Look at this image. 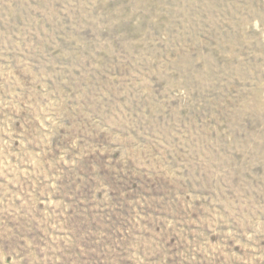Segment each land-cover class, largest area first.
Here are the masks:
<instances>
[{
  "label": "rangeland",
  "instance_id": "1",
  "mask_svg": "<svg viewBox=\"0 0 264 264\" xmlns=\"http://www.w3.org/2000/svg\"><path fill=\"white\" fill-rule=\"evenodd\" d=\"M0 264H264V0H0Z\"/></svg>",
  "mask_w": 264,
  "mask_h": 264
}]
</instances>
